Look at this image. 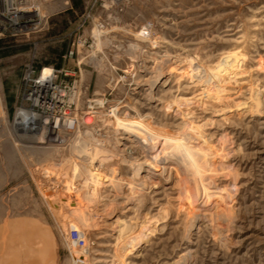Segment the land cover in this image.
I'll use <instances>...</instances> for the list:
<instances>
[{
	"label": "rangeland",
	"instance_id": "374dc122",
	"mask_svg": "<svg viewBox=\"0 0 264 264\" xmlns=\"http://www.w3.org/2000/svg\"><path fill=\"white\" fill-rule=\"evenodd\" d=\"M41 14L38 31L0 37V258L15 245L22 248L23 220L40 219L56 240L58 264L75 261L70 256L75 247L66 242L75 226L88 241L81 264H174L187 250L192 256L187 264H264V0H46ZM166 55L195 62L206 76L178 86L179 75L165 73L151 98L146 80ZM46 68L70 91L72 115L84 117L79 136L63 132L68 140L61 145L49 129L41 139L14 127L29 77ZM127 103L163 131H176L182 117L205 126L210 148L229 139L213 154L223 164L215 174L218 187L236 190L229 220L217 206L216 214L197 218L187 238L188 192L174 178L159 183L140 208L131 200L111 203L112 187H85L83 174L72 177L74 163L82 165V155L103 141L115 153L107 170L124 177L125 194L134 192L133 173L118 158L142 159V149L119 140L109 117L111 108ZM94 114L88 133L84 121ZM57 175L65 181L55 184ZM84 190H95L99 202L86 203ZM88 208L95 226L76 221L77 212ZM229 221L232 230L220 228ZM140 224L144 239L125 257L122 243L130 226Z\"/></svg>",
	"mask_w": 264,
	"mask_h": 264
},
{
	"label": "bare ground",
	"instance_id": "6f19581e",
	"mask_svg": "<svg viewBox=\"0 0 264 264\" xmlns=\"http://www.w3.org/2000/svg\"><path fill=\"white\" fill-rule=\"evenodd\" d=\"M28 2L29 4L35 5L36 8L39 10L40 16H42L41 9L43 7V4L46 3V0H28ZM165 57L166 58L163 59L160 62L159 66L157 67L156 74L152 75L146 80L145 92L147 96L151 98H153L152 96L154 95L157 84L163 80L165 73L167 74H171L173 72L177 73L179 75V78L177 80L178 86H180V83L183 82L182 80H185L186 78L191 80H193V78H196V80H198L197 78L206 76L204 75L200 67L193 61L184 63L183 60L178 61V60H172V58H168L169 55H166ZM44 75L45 76L51 75L50 68L45 69ZM210 78L211 80H215L214 79L215 77L210 76ZM174 99L175 100L179 99L178 95H174ZM155 100H157L160 103L159 98H156ZM174 107H176V109L178 110L181 109V106L177 103V101ZM121 109H123L124 112L123 116H121L123 114ZM89 113L91 114L93 112H89ZM109 114H110L109 117L111 119V125L113 126L115 133H117V135L120 136L119 140L120 139L127 140V142H130L131 145H135L139 147V149L140 148L142 149V154H143L142 159L133 158L128 160L125 157L118 158V161L120 162L119 164L125 165L133 173V176L130 179L131 181L129 183V187L131 188V191L133 190L134 192L133 193L130 192V194L128 195L125 194L124 187L126 186L125 184L126 180L124 179V177L121 176L120 173H118L115 169L111 170L113 168L111 169L109 168L110 170H107V166L105 165H107L109 162L112 161L113 157H115L114 156L115 153L111 152V150H109L110 148L108 149L107 145L103 144L104 143L103 141H101V144L97 145L99 147L96 146V148L93 150L92 153L87 154L83 152L85 155H82L81 157V161H83L82 165H78L77 163H74L73 166L74 170L72 173L73 178L80 177L81 174H83V179H84L83 183L85 187L88 186L89 184H92L94 187L99 184H102L103 187L104 186L112 187L110 190L111 191L110 193H112L111 194L112 200L110 199L111 203L115 202L117 199H124L125 202L131 200L133 202H136L137 207L141 206L142 208L145 207L144 205L145 196L147 197V195L156 192L155 188L159 183L163 181H169L172 178H174L179 183V185L182 186L183 190H187L186 192H188L187 200L190 205V214L192 217L191 219L192 222L190 223L189 229L186 231L187 238L190 237L195 227L199 224L197 218L200 215L202 217L203 214L205 215L210 214L211 211L213 212V209H215V207L217 206L221 209L220 213L224 214L227 217V219L229 218L228 208L235 199L234 194L236 190L234 189V187L232 188H229L228 186L224 188L218 187L215 180V174L218 172L219 167L222 166L223 164H220V162L216 163L214 161V155H213L216 149L218 148L223 151V146L225 145V143L230 144L228 143L229 139L227 140V138L224 137V141L220 142L218 147L210 148L208 144L210 142V139H207L203 132L205 126H201V125L198 126V124L192 122L191 119H184V117H182L183 125L177 128L176 131L160 130L154 125V121L151 120L152 118L150 115H143L136 106L130 103H127L121 107L119 105L114 106L113 108L110 109ZM15 116L16 117L14 119V127L16 131L24 133L25 135H30L31 138H37L38 136L41 137L42 139L43 138L42 135H45V130L49 129L52 132V135L54 136L53 140L56 141L57 145H61L68 140V138L65 139L64 136L62 135L63 132L66 133L68 132L70 133V135L73 136L75 135L73 139L76 138V136L79 133H81V129H82L81 121L84 118V117L79 118L77 116L75 117L74 115H72L73 118L75 119V122L73 126L74 129L71 130L69 127L66 126L67 124L72 123L71 120H73L70 119V113L68 115L59 116V118L56 119V122L52 124L51 121L37 117L34 113L27 111L25 108L18 110ZM94 117L95 114L93 116L91 115L90 117H88L86 123L84 121V124H88V126H86L87 131L90 130V124H92ZM120 144L121 142L119 143V145ZM129 157L131 158V155ZM94 165H97V168H95ZM101 170H104V172L102 173ZM65 179H66L65 176L57 175L56 180L54 182L55 184L56 183L60 184L61 182H64ZM129 187H127L126 189H129ZM94 191L91 192L88 190H84L83 197L86 203H90L91 201L92 202L97 201V203L99 202L98 199L101 197H99L100 195L97 196L98 193ZM107 195L109 196V194ZM182 195L184 196V193H182ZM104 196L103 198L106 197ZM71 197H77V195L74 196V193H72ZM76 208L80 209L78 207ZM73 211L77 212V210L75 209H73L72 212ZM77 213H79L76 217L77 218L76 221H78L77 222L78 224L85 227H90L92 225L95 226V224H97V223L93 224V212L91 213L89 208L85 209L84 211H78ZM214 214L216 213L213 212V215ZM107 216H109V214H107ZM96 219L98 218L96 217ZM141 226H142L141 224L137 228H135L134 226L133 227L130 226V230L127 232L129 233L128 237L125 238L123 243L121 242L122 244H124L123 255L125 257L132 254V252H134L142 243L141 241L144 238L142 235H140ZM75 228L79 230L77 226H75ZM220 228L224 230H232L233 229L232 222L229 221L228 223H226L225 226ZM187 251H188L187 253L180 255L181 257L179 258L178 262L174 264L189 263L192 260V256L189 253V250ZM84 253L88 254L86 250L84 251L78 248H74L72 253L73 258L75 259V256H79L81 258V254ZM81 263L77 262V264H81Z\"/></svg>",
	"mask_w": 264,
	"mask_h": 264
},
{
	"label": "built area",
	"instance_id": "2783aa9c",
	"mask_svg": "<svg viewBox=\"0 0 264 264\" xmlns=\"http://www.w3.org/2000/svg\"><path fill=\"white\" fill-rule=\"evenodd\" d=\"M42 19L39 10L35 5L29 4L28 0H0V37L34 33L40 29ZM50 70V76L42 73L34 79L29 77V89L25 102L19 110L25 108L37 117L51 121V124L55 123L59 116L70 113V119L73 120L66 125L70 127V124L75 122L69 105L70 102L72 103L68 95L70 91L55 83L56 74L52 69ZM66 242L67 245L80 250L86 249L88 245L86 235L74 227H70ZM70 256L72 258L71 251ZM80 260L82 257L75 256V261L72 262L77 264Z\"/></svg>",
	"mask_w": 264,
	"mask_h": 264
},
{
	"label": "crops",
	"instance_id": "0c3cea01",
	"mask_svg": "<svg viewBox=\"0 0 264 264\" xmlns=\"http://www.w3.org/2000/svg\"><path fill=\"white\" fill-rule=\"evenodd\" d=\"M23 220L25 243L10 248L7 257L0 258V264H58L59 251L53 234L43 229L41 220Z\"/></svg>",
	"mask_w": 264,
	"mask_h": 264
}]
</instances>
